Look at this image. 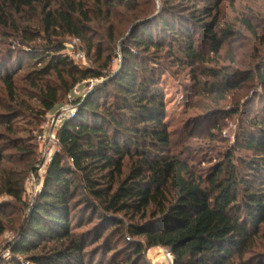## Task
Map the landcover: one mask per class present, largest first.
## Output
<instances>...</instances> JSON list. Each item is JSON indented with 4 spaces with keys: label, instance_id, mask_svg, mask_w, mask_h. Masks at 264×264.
Here are the masks:
<instances>
[{
    "label": "trees",
    "instance_id": "trees-1",
    "mask_svg": "<svg viewBox=\"0 0 264 264\" xmlns=\"http://www.w3.org/2000/svg\"><path fill=\"white\" fill-rule=\"evenodd\" d=\"M90 1L93 9L87 8ZM137 1L0 0V33L16 46L0 56V81L13 102L14 78L25 65L30 67L26 79L31 86L54 74L65 93L81 81L103 76L77 69L62 54L67 37L92 49L91 14L108 22L125 8L137 13L134 20L151 17L137 23L124 41L121 71L79 99L74 113L59 125L58 151L28 205L22 202L24 179L39 164L37 146L31 136H16L19 129L12 123L23 115L20 107L2 108L0 128L13 136L0 135V196L11 197L24 212L17 235L4 248L10 257L7 264H22L19 258L27 264H94L105 251L115 259L121 242L129 247L125 264H139L142 253L155 248L166 250L174 264H264V251L253 253L264 224V116L245 120L239 129L233 149L244 157L235 159L229 152L206 175L199 174L172 151L156 73L142 68L125 44L159 52L170 38L174 50L168 47L169 58L195 73L210 63L209 54L218 56L234 36L233 30L219 26L221 0H207L203 18L195 12L177 15L166 6L172 0H165L156 15L153 9L137 11ZM26 14L38 18L37 26L28 24ZM106 32L113 40V24ZM202 45H209L205 55ZM229 70H205L203 75L216 81L202 84V90L223 97L244 83L257 81L264 87V65L256 71ZM59 90L45 84L40 112L32 114L35 119L41 121L57 106ZM8 207L0 204V239ZM85 219L96 224L85 233L73 230L76 223L82 228Z\"/></svg>",
    "mask_w": 264,
    "mask_h": 264
},
{
    "label": "rangeland",
    "instance_id": "rangeland-1",
    "mask_svg": "<svg viewBox=\"0 0 264 264\" xmlns=\"http://www.w3.org/2000/svg\"><path fill=\"white\" fill-rule=\"evenodd\" d=\"M164 1L138 0L133 7H136L137 11L143 9L145 13L153 9L154 15H156L161 13ZM208 4L207 0H192L190 3H186L185 0H172L170 3L167 2L166 6L177 15L187 16L195 12L196 16L203 18L201 10ZM87 8L93 9V2L90 1ZM117 11L119 13L116 18H110L108 22L105 18H96L95 15H90L92 31L88 38L92 40L91 50L77 38L67 37L64 39L65 49L62 54L68 57L77 69L96 70L103 74L100 78H89L74 86L73 92L75 91L76 94L72 95L71 100L75 105L79 99L86 98L94 88L102 86L121 71L124 41L128 39L137 23L151 18L142 17L139 20H134L132 18L137 14L134 10L120 8ZM26 18L30 21L29 25L37 26L38 18L36 16L26 14L25 20H27ZM244 22L248 25L246 26ZM218 23L224 30L226 28L233 30L234 36L224 42L218 56L214 57L209 54L207 58L211 60L210 63L201 69H196L195 73L187 65L169 58L168 47L174 46L170 38L164 41V48L159 52H155L152 48L147 52L136 50L131 44L125 42L129 52L134 57H138L139 65L141 64L142 68L154 70L157 75L159 94L165 106V122L171 134L173 153L202 175H206L216 164L221 163L229 152H232L235 159L244 157L243 152L233 149L239 129L245 120L254 117L260 119L264 116V87L257 81L253 84L244 83L239 89L223 94V97L210 96L202 90V84L206 83L208 86L216 81L212 77L204 76L205 70L216 69L219 71L221 68H227L230 69L229 72L235 70L246 72L248 70L256 71L261 65H264V0H221ZM109 24H113L115 29L113 40L107 37L106 30ZM198 33L201 34L200 30ZM5 34L4 32L0 33V56L3 58L9 54L8 52L16 50L13 39ZM197 36L195 35V38H198ZM201 48L204 55L209 52V45H202ZM22 50L25 51L26 48H22ZM14 54L12 61L16 57ZM73 54L80 57L74 58ZM27 58L25 59L26 64H28ZM29 71L30 67L25 65L24 69L14 78L15 102L10 99L6 87L0 81V113L3 112L2 108L9 104L17 108L20 107L19 110L23 111V115L12 123L19 129L16 136L22 138L31 136L37 146L36 157L39 164L37 163L35 171L30 170L24 179L22 202L25 205L31 203L41 190L46 166L52 155L58 151L55 137L59 124H56L55 127L52 120L61 114L62 108L68 103V95L71 94V92L65 93L64 90H61L62 83L57 80L54 74L44 77L41 82H37L36 86H31L26 79ZM63 79L67 84L66 87H69L71 83L69 78L65 76ZM45 84L60 89L59 102L40 121L35 119L32 114L40 112L39 98ZM0 135H4L5 138L13 136L7 133L4 128H0ZM3 142L0 139V146H4ZM126 171L127 169L124 172L126 173ZM1 203L11 206L5 211L6 230L0 239V261L2 262L0 264H7L10 257L4 248L17 235L16 229L24 212L22 206L7 195L0 196ZM85 221V225L80 229L77 228L79 223L73 224V230H76L77 233H85L96 224V220L92 223H88V219ZM115 244L116 241L113 240V246ZM127 248H129L128 245L121 242L117 248L119 255L115 259L112 258L111 253L105 251V255L104 252L95 258L94 264H125L123 255L128 252ZM262 251H264V224L256 237L253 253ZM168 254L162 248L146 250L142 253L139 264H174ZM18 260L19 263L27 264L24 258Z\"/></svg>",
    "mask_w": 264,
    "mask_h": 264
},
{
    "label": "built area",
    "instance_id": "built-area-1",
    "mask_svg": "<svg viewBox=\"0 0 264 264\" xmlns=\"http://www.w3.org/2000/svg\"><path fill=\"white\" fill-rule=\"evenodd\" d=\"M69 55H72V54L69 53ZM73 57L79 58L80 56L73 54ZM73 94H76V92L72 91L71 94L68 95V103L66 104V106L64 108H62L61 114H59L56 118H53L52 123L55 124V127H56V124L60 125L64 120H66L68 117H70L74 113L76 107H75V104H73V101L71 100ZM59 125L57 127H59ZM168 256H169L170 260H173V258L170 254H168Z\"/></svg>",
    "mask_w": 264,
    "mask_h": 264
},
{
    "label": "bare ground",
    "instance_id": "bare-ground-1",
    "mask_svg": "<svg viewBox=\"0 0 264 264\" xmlns=\"http://www.w3.org/2000/svg\"><path fill=\"white\" fill-rule=\"evenodd\" d=\"M152 254V253H151Z\"/></svg>",
    "mask_w": 264,
    "mask_h": 264
}]
</instances>
